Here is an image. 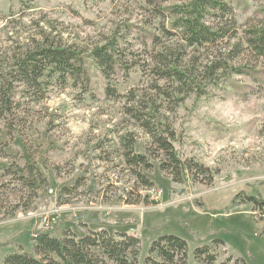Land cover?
<instances>
[{
    "label": "rangeland",
    "instance_id": "rangeland-1",
    "mask_svg": "<svg viewBox=\"0 0 264 264\" xmlns=\"http://www.w3.org/2000/svg\"><path fill=\"white\" fill-rule=\"evenodd\" d=\"M188 1L0 0V264L37 233L102 229L138 237L141 262L175 235L187 264L204 246L264 264V210L246 201L264 198V57L245 43L264 0H225L205 21L232 38L193 47ZM113 41L109 70L96 54ZM52 43L84 62L82 86L22 73Z\"/></svg>",
    "mask_w": 264,
    "mask_h": 264
},
{
    "label": "trees",
    "instance_id": "trees-1",
    "mask_svg": "<svg viewBox=\"0 0 264 264\" xmlns=\"http://www.w3.org/2000/svg\"><path fill=\"white\" fill-rule=\"evenodd\" d=\"M178 9L179 14L181 13L178 21L182 27L181 36L189 47L196 44L217 45L226 38H232L224 24L217 27L205 21L223 18L232 13V9L227 7L225 0H189ZM234 33L236 34L235 31ZM247 35L249 39H244L247 46L251 47L258 56L264 57V29L250 30ZM115 46L117 42L113 41L112 45L102 47L96 54L99 64L109 70L115 69L116 62H113L110 55H114ZM41 48L37 49L39 55L34 54L29 59L18 63L22 73L28 67L39 77L47 69V65L51 69L52 77L61 78L65 83L71 82L72 86L84 84L85 74L88 75V73L83 69L84 62L80 61L77 53L69 50L70 48L56 46L53 43L47 49ZM173 68L175 69H170L169 72L164 71V73L183 79L178 66ZM246 201L264 210L263 197L248 195ZM34 239L36 244L31 253H13L6 258L4 264H187L188 262V243L175 235L161 236L153 243L148 256L142 262L140 260L141 240L127 233L110 234L108 230L102 229L79 236L68 230L64 231L60 237L40 232L34 236ZM218 258V252L212 247H199L195 251L197 264H235L231 257L223 261Z\"/></svg>",
    "mask_w": 264,
    "mask_h": 264
}]
</instances>
